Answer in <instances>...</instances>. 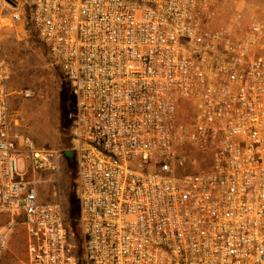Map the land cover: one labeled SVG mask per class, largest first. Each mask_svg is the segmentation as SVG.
Segmentation results:
<instances>
[{
  "label": "built area",
  "instance_id": "obj_1",
  "mask_svg": "<svg viewBox=\"0 0 264 264\" xmlns=\"http://www.w3.org/2000/svg\"><path fill=\"white\" fill-rule=\"evenodd\" d=\"M224 3L11 0L74 98L80 238L39 200L64 150L19 131L0 54V264L18 225L27 264H264V19Z\"/></svg>",
  "mask_w": 264,
  "mask_h": 264
},
{
  "label": "rangeland",
  "instance_id": "obj_2",
  "mask_svg": "<svg viewBox=\"0 0 264 264\" xmlns=\"http://www.w3.org/2000/svg\"><path fill=\"white\" fill-rule=\"evenodd\" d=\"M227 15L240 13L247 24L258 18L264 19V0H225ZM14 7L11 0H0V54L8 64L7 92L9 111L18 124L19 131L29 137L38 146L69 149L71 133L70 116L74 104L67 103V125L62 127L61 95L69 88L62 72L51 66L44 47L31 27L26 25L27 13L23 26L10 22ZM25 90H31L30 98L23 96ZM68 159L60 158L57 173L48 174V183L39 186V200L59 203L67 214L70 201H75L73 194V169L68 168ZM72 207V206H71ZM4 220H0V225ZM2 264H27L26 235L22 225H18L9 239L8 252Z\"/></svg>",
  "mask_w": 264,
  "mask_h": 264
},
{
  "label": "trees",
  "instance_id": "obj_3",
  "mask_svg": "<svg viewBox=\"0 0 264 264\" xmlns=\"http://www.w3.org/2000/svg\"><path fill=\"white\" fill-rule=\"evenodd\" d=\"M28 20L26 21V25L28 26ZM30 26V25H29ZM63 79L65 80L66 84H67V87L69 88V85H68V82L66 81V79L64 78L63 76ZM66 90V89H65ZM63 90L62 91V95H61V117H62V127L63 129H65L66 125H67V115H68V111H67V108H66V104L67 103H70L71 105L72 104H75L74 102V98L73 96L71 95L70 93V96L67 94V91ZM70 91V89H69ZM70 123H71V119H70ZM69 146H70V141H71V133L69 135ZM68 168L69 169H73L74 171V174H73V180L75 178V163H74V159L72 161H68ZM74 198H75V195H74ZM75 201H70V210L68 211L69 213L67 214V221L68 223L71 225L72 229L74 230V232L76 233V237L77 239L80 238V235H79V232L77 230V220H78V211H79V208H78V203H77V200L76 198L74 199ZM72 206V207H71Z\"/></svg>",
  "mask_w": 264,
  "mask_h": 264
},
{
  "label": "water",
  "instance_id": "obj_4",
  "mask_svg": "<svg viewBox=\"0 0 264 264\" xmlns=\"http://www.w3.org/2000/svg\"><path fill=\"white\" fill-rule=\"evenodd\" d=\"M64 156L70 161H72L74 159V154L71 150H65Z\"/></svg>",
  "mask_w": 264,
  "mask_h": 264
}]
</instances>
